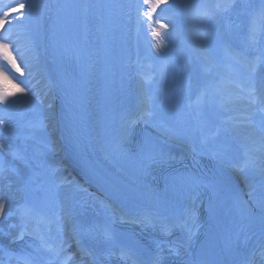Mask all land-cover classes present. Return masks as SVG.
Listing matches in <instances>:
<instances>
[{"label":"bare ground","instance_id":"obj_1","mask_svg":"<svg viewBox=\"0 0 264 264\" xmlns=\"http://www.w3.org/2000/svg\"><path fill=\"white\" fill-rule=\"evenodd\" d=\"M99 0H83V19H84V30H85V40L87 42L88 51L91 55V58L95 62V73L92 75V84L95 83V88H98L99 85V72H97V56H98V45H99V36H100V16L101 9L98 6ZM142 0H124L123 2V15L125 17L124 25L126 28L125 34V49H126V76L129 82V103L133 114L138 115L141 106L143 105L145 108L149 107V102L147 98V90L143 85L135 67V58L138 55L139 48L141 45V41L137 35V27L136 24L138 22L137 18V8L136 5L141 3ZM31 2L37 7L33 8V12L35 17L37 18L38 25L34 30L35 36L37 37L38 46L41 53V59L39 60V66L37 63V59H33L31 65H28V68H25L26 60L24 59L21 62L20 54L18 50L13 51L16 54L13 58L15 59L16 64L20 67L21 72L24 77L29 81L31 90H34L36 96H38L41 100H43V109L47 112V130L41 134L42 137H48L51 140L52 147L48 149L47 153L42 157L38 156L35 162H40L42 164H46L47 167L53 172L57 182L64 181L65 187H68V190L71 194V203L72 201L77 200V196L75 195V190L78 186H84L88 191L82 190L83 194L80 198V206L72 208L66 212L64 217L63 226L61 228V235L63 236V240L67 242L68 247L66 248V254L73 247L78 249L77 239L79 240V245L81 248L86 249L91 254L100 255V252L97 251L100 248H103V241L100 237V227L98 223L97 210L95 213L92 212L95 204L90 205L91 203L97 200L96 195L90 196L91 189L89 185L83 181H80L78 176L74 171L71 170V166L66 160L64 149L61 146L60 135L57 132V128L55 126L56 120V109L55 106L57 102V78L58 75L55 73V69L53 64L49 60V47L50 42L48 41L50 26H51V18L53 14L52 6L56 5V0H36ZM46 5V7H39V5ZM108 13L109 17L112 19L111 23L114 25L113 30L110 33L109 39L112 43H114V35L116 32L115 28V19L117 8H118V0H108ZM262 34L257 33V38L255 43H259ZM195 38V37H194ZM194 46L197 50V53L200 57L204 56L205 49L200 46V41L198 39L194 40ZM249 53H256L253 48L247 49ZM93 55V56H92ZM47 64L49 73L47 74L45 71V65ZM27 66V64H26ZM9 90L12 88L11 84H5ZM237 104H241L240 102H236ZM252 109V108H251ZM250 109V110H251ZM249 110V111H250ZM253 111V109H252ZM142 124L146 127V129L152 134L159 136L163 140L171 143L176 149L180 150H191L196 154L208 155L205 152V149L199 146H196L191 141H179L175 140L170 134L166 132H161L156 124L151 123L148 119H141ZM233 130L238 133H242L243 126H233ZM237 134V133H236ZM240 137V135H238ZM242 142H244L246 146V153L250 161L262 159L263 154H261V149L264 148V142L260 140L257 132L253 131L251 134V138H245L243 136ZM264 164V161H261ZM216 167L219 170H222L227 175L236 176V169L234 166L226 164L224 162H216ZM242 187L240 189V195L243 199L251 203L256 199L258 202L262 200L259 195V183L254 182L241 184ZM263 189V188H262ZM90 191V192H89ZM83 201V203H82ZM73 204V203H72ZM80 210V212H79ZM95 215V216H94ZM77 216L82 217L81 224H78ZM75 223V224H74ZM74 224V225H73ZM99 234V238L97 237ZM81 252V251H80ZM90 256H88V259ZM73 260L69 262V264H73Z\"/></svg>","mask_w":264,"mask_h":264},{"label":"rangeland","instance_id":"obj_2","mask_svg":"<svg viewBox=\"0 0 264 264\" xmlns=\"http://www.w3.org/2000/svg\"><path fill=\"white\" fill-rule=\"evenodd\" d=\"M27 2L28 0H9V3L6 4V1H3L1 2V5L4 9L0 10V13H6L5 10L10 11L12 7L17 6L19 3ZM178 3L179 0H168L167 3H161L160 7L153 13V19L151 21L147 20L146 17H141L136 27L137 35L141 40L138 57L142 60V62L139 65V74L141 75V73L144 72L147 80L156 84L158 93L153 95V100L158 101V99H164L167 93L166 90L169 86L174 84L179 85V87L174 89V94L171 89L166 97L167 101L170 100L172 102L169 107H163V104L160 105L156 102H152L151 100L150 109L152 110L153 115L148 119L155 121L162 130H166V132L168 131L167 133L171 134L174 138L182 139V135L179 133H187V128L185 118L178 114V111L181 110L180 106L182 102L180 100L177 101V98L179 99V95L184 94L190 89V87L191 89L193 88V81L195 82L197 80L196 75L201 67L204 66L203 62H207L210 58L213 60L214 56H219L222 53V49L219 45L217 36H199L198 39H201L200 46L207 50V55L205 56L208 57L207 60L202 61L199 56L197 57L195 51H192L187 47V40L189 41L191 38L190 31L181 28L183 27L188 29L190 27L189 22L193 21V19L196 20V16L192 17V14L189 15L186 13L185 8L182 10V15L176 14V6ZM185 3L194 4V0H186ZM178 10L180 9L177 8V11ZM187 18H189V20H187ZM157 20L159 21V24L167 25V28L161 29L159 24L156 23ZM13 23L14 27H10L11 24L3 25L2 17H0V32L10 33V37L7 40L0 38V42L8 44L9 51L14 48V46L20 44V42H23L24 46H22L19 51L21 62L25 59L27 66L25 63L23 64L25 65V68H28V65H31L32 63V60L37 59L36 64L39 66L40 53L38 44L32 39V37H35L34 30L38 25V21L33 10L30 12L29 19L22 20L20 22L13 19L12 24ZM174 24L178 25L177 29H174ZM154 30H159L161 32V36L163 37V43L160 50H157L154 47L156 40V38L152 36V32ZM31 41L33 43H31ZM176 47L181 56L183 54L186 55L185 59H182L183 64H185L183 71L176 67V63L174 61L165 64L161 62L162 54L168 55L173 52ZM4 61L3 53L0 51L1 82H4L5 84L13 83V85L25 89V93L23 95L18 94L16 97L11 98L9 106L12 110L13 117H2V119L5 120V123L0 125V128L7 131L5 134L0 133V152H2L5 157L11 159L8 147L13 143H16V139L18 137L12 133L11 125L21 124V126H24V129L27 130L29 136L34 138L36 133L41 134L42 131L46 132L44 131L46 130L44 129L45 114L43 112V107L39 106L40 101L33 97L30 88L23 87L24 84L20 83L18 80L16 84L11 78ZM151 63L154 65L159 64V66L162 65L158 71L155 70L156 73L152 74V76H150L151 72L146 68L147 66H150ZM5 77L8 78L7 81L5 80ZM151 85L152 84H148L149 87ZM191 89L190 91H192ZM12 91H15V88H13ZM172 104L175 105L177 111L173 110L175 107L172 108ZM31 105L34 107L29 108L28 106ZM38 117H40V119ZM38 146L42 147L40 144H38ZM9 202L10 201L5 202V200H0V203H3L4 207H6Z\"/></svg>","mask_w":264,"mask_h":264},{"label":"snow or ice","instance_id":"obj_3","mask_svg":"<svg viewBox=\"0 0 264 264\" xmlns=\"http://www.w3.org/2000/svg\"><path fill=\"white\" fill-rule=\"evenodd\" d=\"M168 0H142V3H138L136 5L137 8V18L138 21L140 20L141 17H146L147 20L151 21L153 19V13L156 11L157 8L160 7L161 3H167ZM231 5H227L225 6L224 10H227L228 7H230ZM37 7V5L33 4L31 2V0H28L27 3H19L17 6H14L11 8L10 11H8L7 13H0V17H2V23L3 25H10L13 22V19H16L17 22H20L22 20H26L30 18V12L33 8ZM39 7H46V5H39ZM62 8H67V7H85L82 5H61ZM221 5L216 4L215 6L213 5H192V4H186L184 5V8L186 10V13H188L189 15L191 14L192 10L194 8H199L201 10V17L202 19L207 23L210 22L211 19L215 16L216 14V10L220 9ZM258 15L264 16V0H260V10ZM157 24H159V21H156ZM159 27L161 29H166L167 25L164 24H159ZM257 33H258V27L256 24L255 19H253L252 24L249 28V39L255 43L256 42V38H257ZM200 36L202 37H206L207 36V31L201 32L199 33ZM152 36L156 38L155 40V44L154 47L157 50L161 49L162 43H163V37L161 36V32L159 30H154L152 32ZM0 51H2L3 53V59L5 61H8L12 68L15 69V71L17 73H20L21 75H23V73L21 72L20 67L16 64L15 59L11 56V53L9 51V45L3 42H0ZM22 55V54H21ZM255 69H253L254 71ZM206 72L210 71L209 68L205 69ZM7 77H5V80L7 81ZM13 87L15 88V91L9 90L6 86L4 88V90L2 92H0V104H7L11 102V98L16 97L18 94L23 95L25 93V89L24 88H20L16 85H13ZM210 89L215 92V93H219L220 89L217 85L215 84H209L206 85L200 92L199 96L197 97L196 100V104L199 105L203 98L208 97L210 95ZM251 91H255V88L253 87L251 89ZM255 102V100H254ZM191 107V105H189ZM153 115V112L150 108H145L143 105L141 106L139 113L137 115V117L133 120H129L126 122V124L128 126H131L132 124L136 123L137 120L140 119H146V118H150ZM5 120L0 119V125L4 124ZM142 147V146H141ZM13 157L14 159H18L21 160L22 162H24L26 165L30 164L31 161L29 160V158L24 155L23 153H13ZM153 163H167V160L165 158H163V156L161 157L160 160H152ZM12 171H15V168L11 169ZM243 170V168H241V171ZM5 172V168L3 166H0V175H2ZM226 183H229L226 181ZM4 209V204L0 203V212H2ZM34 212V208L24 204L21 207V215L24 217H28L30 216L32 213ZM12 213H6L5 215H11ZM43 218L42 217H38V222H40ZM137 223L140 222H148V223H152V220L150 217H144L143 220L140 221H136ZM166 235L169 233H165ZM105 237L109 240L112 239V236L109 232L105 231ZM19 239L23 238V229L21 231V234L17 237ZM77 245H78V250L81 251L82 255L85 256H91V253L89 251H87L86 249H83L80 247L79 245V240L77 239ZM68 247L67 242L64 241L63 239H61L58 243H49L47 240H45L43 237L40 238V247L39 249H37V251H39L40 249H43L45 251H47L49 253V259H48V264H51V260L59 258V257H63V261L64 264H68V261L72 259L71 255H65L66 253V248ZM161 244L157 243V248H160ZM162 251V249H161ZM170 253L173 255H178L179 252L178 250H173V249H169ZM122 258L124 256V254L122 253ZM162 256L161 255H157L154 260L152 261V264H160V261L162 260ZM18 259H21L23 261V264H39V259L40 257L37 255H27V256H22V257H18Z\"/></svg>","mask_w":264,"mask_h":264}]
</instances>
